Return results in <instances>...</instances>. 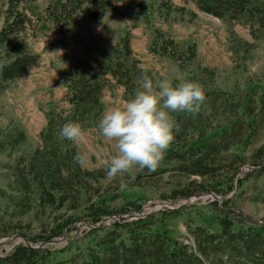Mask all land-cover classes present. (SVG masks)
Returning <instances> with one entry per match:
<instances>
[{
  "label": "trees",
  "instance_id": "1",
  "mask_svg": "<svg viewBox=\"0 0 264 264\" xmlns=\"http://www.w3.org/2000/svg\"><path fill=\"white\" fill-rule=\"evenodd\" d=\"M183 1H190L198 11L225 23L231 56L254 46L236 36L235 24L246 25L253 41L264 40V0ZM107 5L108 0H66L51 12L50 19L56 25L58 21L65 23L75 10L84 19H94ZM1 17L0 93L37 61V55L24 53L18 40L30 20L17 3L8 2ZM151 33L148 49L155 55L177 64L180 54L195 57L193 43L180 49L160 29ZM92 62V73L84 64L70 67L64 79L69 108L57 111L50 107L44 112L45 123L37 133L39 145L25 154H14L11 162L2 166V173L10 180L0 187V195L16 211V218L33 212L42 226L41 216L47 217L46 228H41L44 234L20 233L31 245L58 236L76 221L96 225L104 217L140 211L139 202L126 200L115 205L111 204L115 200L112 194L99 193L100 182L107 177L106 166L85 169L74 160L79 152L75 144L59 136L68 121L79 122L82 129H97L103 112L102 91L110 86V80L122 88L123 100L138 86L142 67L133 57L127 33L107 51L95 53ZM203 89L206 98L198 114H171L177 125L175 139L158 167L154 171L139 169L136 177L176 174L169 190L158 194L161 199H186L206 192L223 197L219 204L209 202V213L218 230L188 223V243L172 237L163 224L177 217L179 209L142 218L110 219L105 227H92L89 244L67 258L56 260V251L47 246L29 247L19 242L0 255V264H264V222L240 214L233 200L251 182L254 190L248 202L264 205V140L254 144L264 122V90L229 91L207 85ZM20 140L24 141L25 135L17 127L3 132L0 151L7 147L13 152ZM245 163L251 169L238 177ZM91 190L96 191L93 198L87 196ZM62 207L71 212L56 215Z\"/></svg>",
  "mask_w": 264,
  "mask_h": 264
},
{
  "label": "rangeland",
  "instance_id": "2",
  "mask_svg": "<svg viewBox=\"0 0 264 264\" xmlns=\"http://www.w3.org/2000/svg\"><path fill=\"white\" fill-rule=\"evenodd\" d=\"M64 1L66 0H0V25L6 4L17 3V7L30 20L18 40L24 53L37 55L34 65L0 93V139L3 138V132L16 127L25 135L24 141L20 140L13 146V152L7 147L0 151V187H4V183L10 180L6 173H2V166L11 162L14 154H25L39 145L37 133L45 123L44 112L50 107L57 111L68 110L64 79L70 67L84 64L92 73L94 54L110 49L123 33L129 36V46L133 57L138 60V66H147L150 69L149 75L154 83L165 78L173 79L174 83L178 82L176 78H186L209 88L217 87L229 91L237 88L256 89L258 92L264 90V40L253 41L246 25L235 24L233 31L237 37L254 43V46L250 45L248 52L240 51L231 56L227 49L225 23L198 11L190 1L108 0L105 10L94 19H84L75 10L67 22L59 24L58 21L56 25L50 19L51 12H56L57 6ZM153 29L165 32L179 48L186 43H193L195 57L191 58L179 52L180 59L177 64L155 55L148 49ZM101 101L103 111L122 103L124 101L122 88L113 85V81L110 80V86L102 91ZM82 130L84 142L74 143L79 152L88 154L82 167L94 169L105 166L103 162L107 154L115 151L114 142L100 135L98 129ZM263 140L264 122L261 123L254 144ZM250 169V165L245 163L240 168L239 177ZM138 170L139 167L134 166L130 171L115 178L107 176L100 182L98 192L112 194L115 200L111 204L116 205L126 200L141 203L140 211H133L130 215L146 214L143 216L146 217L170 211L164 210L165 208L179 209L180 214L167 219L163 228H166L172 237L179 238L185 243L189 241L186 238L188 223L205 224L210 230H218L217 223L209 213V202L219 204L223 197L211 198L205 193H198L188 197L192 200L187 204H183L187 198L161 199L158 194L169 190L171 181L177 178L176 174L166 173L154 178H137ZM194 178L198 180L197 177ZM248 184L243 193L233 199L234 207L249 220L264 222V205L249 203L247 200L254 190L253 184L251 182ZM87 196L95 197L96 191H89ZM5 199L0 195V255L21 242L20 238L8 240L11 236H20V233L28 236L44 234L41 228H46L47 220V217L42 215L40 226L33 212L16 218V211L6 204ZM178 205L181 206L175 208ZM158 207L162 209L156 210ZM70 212L69 209L62 207L55 214L61 216ZM109 221L110 218L104 220L99 227H105ZM92 227L87 222L76 221L65 227L58 236L50 238L53 242L44 246L56 251V260H62L72 255L77 248L82 249L89 244L88 235Z\"/></svg>",
  "mask_w": 264,
  "mask_h": 264
},
{
  "label": "clouds",
  "instance_id": "3",
  "mask_svg": "<svg viewBox=\"0 0 264 264\" xmlns=\"http://www.w3.org/2000/svg\"><path fill=\"white\" fill-rule=\"evenodd\" d=\"M147 66L141 68V77L133 94L120 104L103 111L97 129L108 141L114 142V153L104 160L109 178L130 171L134 166L154 171L163 159L165 150L174 141L177 127L171 113L195 116L205 101L203 86L186 78H165L154 83ZM62 140L83 143L85 140L79 122L68 121L60 129ZM87 153L78 152L74 160L83 163Z\"/></svg>",
  "mask_w": 264,
  "mask_h": 264
},
{
  "label": "water",
  "instance_id": "4",
  "mask_svg": "<svg viewBox=\"0 0 264 264\" xmlns=\"http://www.w3.org/2000/svg\"><path fill=\"white\" fill-rule=\"evenodd\" d=\"M238 177H239V175H238ZM201 194H204V193H201ZM205 194L209 195L211 198H216V197H217V196H216L215 194H213L212 192H206ZM191 200H192V199H188V198H187L186 202H184L183 204H187V203H189ZM183 204H182V205H183ZM180 206H181V205H178V206H176L175 208H178V207H180ZM160 209H162V208H161V207L156 208V210H160ZM171 209H173V208H165L164 210H171ZM144 215H146V214H135V215H130V216H127V215H123V216H108V217H104V218H103L98 224H96V225H91V226H93V227H99V225H100L104 220H106V219H108V218H110V219H120V218H123V217H128V219H132V218L143 217ZM14 238H17V239L20 238L21 242H22L23 244L29 246V247L44 246L46 243H51V242H53L52 239H49L48 241L43 242V243H41V244L35 246V245H31V244H30L27 240H25V238L22 237L21 235H20V236H11V237L8 238V240H10V239H14ZM19 242H20V241H19Z\"/></svg>",
  "mask_w": 264,
  "mask_h": 264
}]
</instances>
